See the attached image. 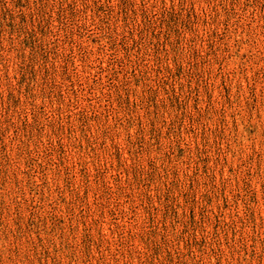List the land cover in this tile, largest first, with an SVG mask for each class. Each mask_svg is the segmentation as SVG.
Returning a JSON list of instances; mask_svg holds the SVG:
<instances>
[{"label": "rangeland", "instance_id": "rangeland-1", "mask_svg": "<svg viewBox=\"0 0 264 264\" xmlns=\"http://www.w3.org/2000/svg\"><path fill=\"white\" fill-rule=\"evenodd\" d=\"M0 264H264V0H0Z\"/></svg>", "mask_w": 264, "mask_h": 264}]
</instances>
